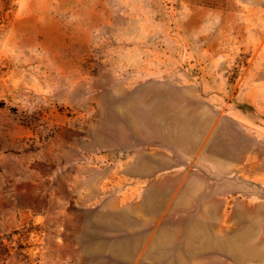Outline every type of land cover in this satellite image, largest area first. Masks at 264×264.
I'll return each mask as SVG.
<instances>
[{
    "label": "rangeland",
    "instance_id": "obj_1",
    "mask_svg": "<svg viewBox=\"0 0 264 264\" xmlns=\"http://www.w3.org/2000/svg\"><path fill=\"white\" fill-rule=\"evenodd\" d=\"M0 264H264V0H0Z\"/></svg>",
    "mask_w": 264,
    "mask_h": 264
}]
</instances>
